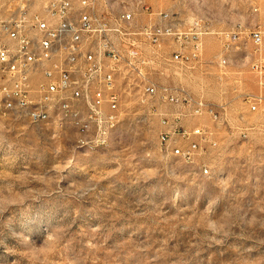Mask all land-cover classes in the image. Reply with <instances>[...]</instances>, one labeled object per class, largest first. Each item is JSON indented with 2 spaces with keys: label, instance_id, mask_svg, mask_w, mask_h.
<instances>
[{
  "label": "rangeland",
  "instance_id": "obj_1",
  "mask_svg": "<svg viewBox=\"0 0 264 264\" xmlns=\"http://www.w3.org/2000/svg\"><path fill=\"white\" fill-rule=\"evenodd\" d=\"M142 2L197 32L203 63L171 80L221 105L222 118L125 100L93 151L70 125L0 123V264H264V99L249 108L264 88L246 63L220 61L228 32L264 30V0ZM96 3L145 17L137 0ZM163 114L209 127L216 145L183 160L171 152L183 139L160 141Z\"/></svg>",
  "mask_w": 264,
  "mask_h": 264
},
{
  "label": "built area",
  "instance_id": "obj_2",
  "mask_svg": "<svg viewBox=\"0 0 264 264\" xmlns=\"http://www.w3.org/2000/svg\"><path fill=\"white\" fill-rule=\"evenodd\" d=\"M137 2L144 20L129 9L101 10L96 0H0V123L39 126L80 113L88 128L70 120L77 147L93 151L108 144L125 100L187 104L191 115L219 121L221 105L171 80L176 69L189 71L203 63L197 32L191 25L181 29L173 12ZM224 40L221 63H246L264 88V30L230 31ZM159 75L166 80H158ZM262 99V94L253 96L249 108L257 110ZM178 118L161 116L169 130L160 141L174 134L185 141L173 145V154L192 161L201 142L216 145L209 127L175 125ZM90 126H98V133H90Z\"/></svg>",
  "mask_w": 264,
  "mask_h": 264
},
{
  "label": "bare ground",
  "instance_id": "obj_3",
  "mask_svg": "<svg viewBox=\"0 0 264 264\" xmlns=\"http://www.w3.org/2000/svg\"><path fill=\"white\" fill-rule=\"evenodd\" d=\"M70 120H75V126L77 128H88V119L80 118V113H67V116H60V119L58 120L57 124L60 126L70 125L73 128V122H71ZM90 133H98V126H90ZM80 146H86V145H80ZM86 147L90 149V146H86ZM180 157L183 158V156ZM202 171L204 174H208L210 172V171L207 172L203 168Z\"/></svg>",
  "mask_w": 264,
  "mask_h": 264
}]
</instances>
